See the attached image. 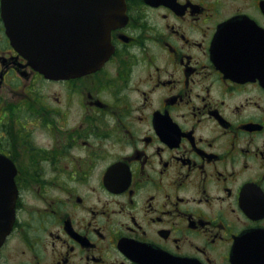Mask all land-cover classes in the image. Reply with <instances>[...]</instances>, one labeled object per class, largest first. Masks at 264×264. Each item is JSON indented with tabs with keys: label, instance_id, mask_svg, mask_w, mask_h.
Masks as SVG:
<instances>
[{
	"label": "flooded vegetation",
	"instance_id": "1",
	"mask_svg": "<svg viewBox=\"0 0 264 264\" xmlns=\"http://www.w3.org/2000/svg\"><path fill=\"white\" fill-rule=\"evenodd\" d=\"M104 62L36 69L0 0V264H264V0H125Z\"/></svg>",
	"mask_w": 264,
	"mask_h": 264
},
{
	"label": "water",
	"instance_id": "2",
	"mask_svg": "<svg viewBox=\"0 0 264 264\" xmlns=\"http://www.w3.org/2000/svg\"><path fill=\"white\" fill-rule=\"evenodd\" d=\"M125 0H3L13 46L38 70L81 75L107 58L110 32L126 18ZM0 160V247L15 221L17 189Z\"/></svg>",
	"mask_w": 264,
	"mask_h": 264
}]
</instances>
